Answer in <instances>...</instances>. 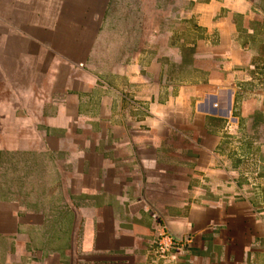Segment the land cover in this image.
Listing matches in <instances>:
<instances>
[{"label":"crops","instance_id":"0c3cea01","mask_svg":"<svg viewBox=\"0 0 264 264\" xmlns=\"http://www.w3.org/2000/svg\"><path fill=\"white\" fill-rule=\"evenodd\" d=\"M197 33L261 66L264 0H0V264H167L154 214L182 264H264V102L177 73Z\"/></svg>","mask_w":264,"mask_h":264},{"label":"rangeland","instance_id":"374dc122","mask_svg":"<svg viewBox=\"0 0 264 264\" xmlns=\"http://www.w3.org/2000/svg\"><path fill=\"white\" fill-rule=\"evenodd\" d=\"M176 23V22H175ZM180 23L182 24V29L181 32L175 34L174 39H178L179 37H181V39H190L192 38L193 33H190L187 29V31L185 30L186 28H189L188 26H185L184 21H180ZM178 24V23H176ZM164 35L166 36V38H170L173 35V32L167 30ZM178 35V36H177ZM181 35V36H180ZM196 40H203L204 44L202 46L201 49V54H200V60H198L200 63L196 66L197 68L194 69L193 67L191 68L190 66H188L187 70L184 71L180 70L179 68L177 69V73L181 74V75H211L210 73L212 71H215L213 68V58H215L216 55H219L222 59V61H224L223 65L224 66H229L231 67V70H229L230 75L235 76V80L233 81L231 87H233V90L235 91V105L238 106V102L240 100L244 99H249V98H256L258 101H263L264 102V69H262V67H264V64H260L261 66H254V65H246L245 67H243L242 69H240V67H242L243 65H238V63H231V60L229 63H226V61L228 60L226 57L227 56H222L223 54H217L216 52H213L211 50L212 48H214L216 45H218L219 43V39L217 36H215L212 33H197L195 36ZM213 53H215V56L213 55ZM263 55V53H262ZM225 58V59H224ZM184 59V58H183ZM224 59V60H223ZM229 64V65H227ZM171 65L174 64H170L169 67ZM256 65V64H255ZM222 62H220L219 64H217V67H220L222 69ZM238 66H240L238 68ZM175 67V65H174ZM223 70V69H222ZM170 71H175L173 68Z\"/></svg>","mask_w":264,"mask_h":264},{"label":"built area","instance_id":"2783aa9c","mask_svg":"<svg viewBox=\"0 0 264 264\" xmlns=\"http://www.w3.org/2000/svg\"><path fill=\"white\" fill-rule=\"evenodd\" d=\"M153 218L157 232V241L154 250L155 257L159 261L166 262L167 264H182L177 257L182 242L176 241L169 235L166 224L163 223L158 215L154 214Z\"/></svg>","mask_w":264,"mask_h":264},{"label":"water","instance_id":"95a60500","mask_svg":"<svg viewBox=\"0 0 264 264\" xmlns=\"http://www.w3.org/2000/svg\"><path fill=\"white\" fill-rule=\"evenodd\" d=\"M166 226H167V225H166ZM167 230H168L169 235H170L172 238H174L176 241L179 240L177 237H175V236L171 233V231H170V229L168 228V226H167Z\"/></svg>","mask_w":264,"mask_h":264}]
</instances>
